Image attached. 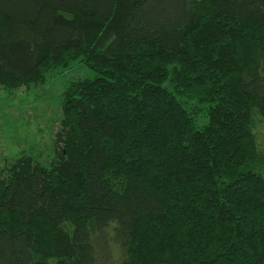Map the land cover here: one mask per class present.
<instances>
[{
    "label": "trees",
    "instance_id": "trees-1",
    "mask_svg": "<svg viewBox=\"0 0 264 264\" xmlns=\"http://www.w3.org/2000/svg\"><path fill=\"white\" fill-rule=\"evenodd\" d=\"M78 60L54 157L0 168V264H264V0H0V89Z\"/></svg>",
    "mask_w": 264,
    "mask_h": 264
},
{
    "label": "rangeland",
    "instance_id": "rangeland-1",
    "mask_svg": "<svg viewBox=\"0 0 264 264\" xmlns=\"http://www.w3.org/2000/svg\"><path fill=\"white\" fill-rule=\"evenodd\" d=\"M94 75L78 60L55 70L43 84L21 87L11 94L1 88L0 168L27 155L47 165L55 155L54 142L63 112V89L73 80ZM255 121L254 133L263 154L264 122L259 117Z\"/></svg>",
    "mask_w": 264,
    "mask_h": 264
}]
</instances>
